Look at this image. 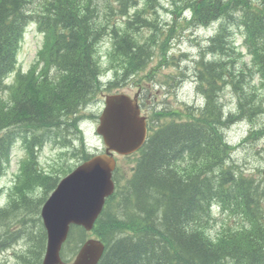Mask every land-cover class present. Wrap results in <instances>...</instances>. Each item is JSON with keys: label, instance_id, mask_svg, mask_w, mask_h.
<instances>
[{"label": "trees", "instance_id": "obj_1", "mask_svg": "<svg viewBox=\"0 0 264 264\" xmlns=\"http://www.w3.org/2000/svg\"><path fill=\"white\" fill-rule=\"evenodd\" d=\"M144 4L138 9V0H0V86L3 87L1 83L7 74L19 69L18 54L27 26L36 23L44 37L39 60L31 77L20 81L18 97L14 96L12 103L0 101V172L9 162L10 145L16 134L8 129L16 123L26 140L27 130L33 128L39 131L35 140L41 145L48 141L62 150L59 169L53 167L57 170L28 178L26 174L25 180L15 186L13 191L18 198L11 194L8 202L15 210L0 209V227L7 228L4 222L11 220L10 216L18 218L21 211H29L23 203L30 207L27 194L39 184L46 193L56 187L59 172L65 174L72 169L66 166L69 155L89 158L84 145L79 150L74 148L80 121L86 117L84 107L104 89L111 91L121 79L143 72L153 60H158L159 66L170 63L167 60L180 23H167L162 9L177 17L189 9L191 21L184 20L182 26L210 30L217 24L206 49L213 58L205 59L203 53L197 65L199 89L206 96L205 107L188 123H165L152 132L134 173L126 184H119L116 209L112 208L113 197L95 230L104 241L111 242L101 264H264V179L257 181L235 164L228 165L230 151L236 147L229 144L225 133L234 123L246 120L253 126L247 142L264 136V126H255L264 114V0H173L169 8L158 0H145ZM237 34L250 55L248 62L234 41ZM103 45L109 48L104 56ZM40 64L43 69L37 76L36 67ZM110 70L118 82L105 84L99 75ZM227 89L237 99L234 113L222 109L220 98ZM78 137L83 142L82 136ZM34 142L26 141L30 147ZM186 150L193 160L178 167L174 161L183 158ZM176 167L180 176L173 169ZM183 177L199 180L200 188ZM205 177L209 178L206 182ZM117 180L123 183L119 177ZM156 192L165 200V214L162 223L149 225L144 231L139 222L144 221L145 213H150L152 203H158L154 200ZM213 202L239 214L249 224L254 246L244 248L245 244L238 242L232 246L205 244L200 229L204 231L206 223L201 222L210 217ZM138 208L142 213H138ZM196 214L198 218L193 219ZM21 223L25 224V220ZM138 229L144 232L138 234ZM85 235L80 228L73 231L69 240L72 252ZM4 238L11 240L8 235ZM35 241L40 243L39 247H34V243L28 245L27 251L17 253V260L29 262L30 257L35 258L33 264L41 261L45 234Z\"/></svg>", "mask_w": 264, "mask_h": 264}, {"label": "water", "instance_id": "obj_2", "mask_svg": "<svg viewBox=\"0 0 264 264\" xmlns=\"http://www.w3.org/2000/svg\"><path fill=\"white\" fill-rule=\"evenodd\" d=\"M101 117L99 133L110 150L128 154L138 149L146 136L144 119L139 116L136 100L126 95L108 97ZM116 162L103 155L85 163L65 178L43 210L48 230L49 247L44 264H63L59 257L61 245L71 224L90 229L100 214L105 198L112 194V172ZM102 246L89 242L75 264H96Z\"/></svg>", "mask_w": 264, "mask_h": 264}, {"label": "rangeland", "instance_id": "obj_3", "mask_svg": "<svg viewBox=\"0 0 264 264\" xmlns=\"http://www.w3.org/2000/svg\"><path fill=\"white\" fill-rule=\"evenodd\" d=\"M162 5L166 8L171 7V4L173 0H159ZM167 12L162 11V14L166 15ZM165 21L169 24L173 23V20H178L179 22L184 21L181 18H175L174 15L165 16ZM180 28L177 29L176 35L179 39L178 41H181V47L180 50H182L184 53H187L188 56H193V59L199 60L201 57V54L203 53L202 50L206 49L207 46L205 45L206 39L209 36H213L216 33V30H205L204 28H200L197 33L191 31H179ZM179 31V33H178ZM239 37H237L238 39ZM194 40H197V42H193ZM44 41L43 35L36 32L34 29L27 30L22 47L19 52V64L23 71H27L30 66L35 63L38 59V52L42 48ZM107 46H102V55L104 56L106 52L108 51ZM152 65L155 67L157 65V61L155 60ZM186 67L189 68V72L192 71V68H194V63L192 61L186 60V62L183 63V71L186 70ZM180 70L172 69V67L165 69L163 71V74H176V76L179 74ZM161 89H155V97L152 98L153 103L156 105H160L162 109H165L166 107H171L175 109L184 108L186 105V101L195 100L197 98V92H196V85L195 82L191 79L187 80L184 85L181 87V89L178 91L179 94H181V99L176 95L175 91L173 93H169V89H167L164 93L160 92ZM173 89L170 90L172 92ZM224 100L227 103H231L233 101L232 94L227 91L224 94ZM92 104V100H90L86 107L88 108ZM90 111H98V108L90 107ZM260 122H264V115L259 118ZM246 131L245 128H242L241 126H234L232 127L228 133V140L230 143H237L239 144L241 141V138L245 135ZM86 141L90 145H98L101 144L100 138L94 133L93 126L88 128L86 130ZM15 146V145H14ZM23 148H26L24 143L22 144ZM57 149V150H56ZM56 149H54L51 145H48L44 148L42 152V159L41 162L43 164V167L49 168L53 163L59 160V151L60 147L56 146ZM258 151V152H256ZM14 157L12 158V166L9 169L7 175L5 178L0 179V185H7L11 186V182L13 181V176L17 173L19 170V165L21 158L23 157V151L20 146L16 147V149L13 151ZM234 162L238 166L240 164H244L247 169L255 170L253 174L258 176L257 169H263L264 168V142L257 143L256 145L249 144H243L239 147L238 153L234 156L233 155ZM123 162V161H122ZM240 162V164H239ZM75 163V162H71ZM132 165V162L130 161H124L122 163V167L124 171L129 175L130 173V167ZM5 175V172L2 176ZM216 209V208H215ZM37 207L34 208L33 211H36ZM34 212L29 213V211H26V216H33ZM11 221L8 222L7 227L10 225ZM206 222H201V224H205ZM195 237V236H194ZM143 245V244H142Z\"/></svg>", "mask_w": 264, "mask_h": 264}, {"label": "bare ground", "instance_id": "obj_4", "mask_svg": "<svg viewBox=\"0 0 264 264\" xmlns=\"http://www.w3.org/2000/svg\"><path fill=\"white\" fill-rule=\"evenodd\" d=\"M154 1V0H153ZM149 5V4H148ZM152 5V4H151ZM252 5V4H251ZM153 6V5H152ZM262 7V6H261ZM153 8V7H152ZM151 8V9H152ZM242 8V7H241ZM154 9V8H153ZM149 10V9H148ZM157 10V9H156ZM163 10V9H162ZM245 10V9H244ZM239 12V11H238ZM242 15V14H241ZM191 21V20H190ZM189 23V22H188ZM230 23V22H229ZM228 25V24H227ZM192 26V25H191ZM190 26V27H191ZM230 26V25H229ZM229 26H227V27H229ZM153 27V26H152ZM233 27V26H232ZM235 28V27H234ZM234 28H232V29H234ZM153 29V28H152ZM157 30V29H156ZM232 31V30H231ZM160 32V31H159ZM245 33V32H244ZM160 34H161V32H160ZM159 34V35H160ZM239 34H241V33H239ZM217 36V35H216ZM226 37V36H225ZM224 37V38H225ZM228 37H230L229 35H228ZM234 38V37H233ZM211 40H213V39H211ZM205 42V41H204ZM211 44V43H210ZM226 44V43H225ZM149 47H151V46H149ZM152 48V47H151ZM149 49V48H148ZM153 49V48H152ZM149 50H151V49H149ZM148 56V55H147ZM152 56V55H151ZM150 56V57H151ZM231 56V55H230ZM146 57V56H145ZM238 58V57H237ZM145 59V58H144ZM147 59V58H146ZM146 61V60H145ZM149 61V60H148ZM240 61V60H239ZM237 62V61H236ZM143 63V62H142ZM148 63V62H147ZM204 63V62H203ZM147 64H145L144 66H146ZM144 68V67H143ZM129 70V69H128ZM132 70V69H131ZM138 71V70H137ZM132 72V71H131ZM134 72V71H133ZM235 72H236V70H235ZM135 73V72H134ZM134 73H130L131 75H133ZM126 74H127V72H126ZM129 75V74H128ZM135 75V74H134ZM238 76V75H237ZM246 76V75H245ZM128 77V76H127ZM235 77V76H234ZM233 77V78H234ZM240 78V77H239ZM104 79V76H102L101 74L99 75V80H103ZM243 79V78H242ZM253 81V80H252ZM241 82H243V81H241ZM227 83V82H226ZM244 83V82H243ZM251 83V82H250ZM229 84V83H228ZM224 86H225V84H223ZM222 85V86H223ZM239 85V84H238ZM246 85V84H245ZM245 85H243V86H245ZM254 87V86H253ZM226 88V87H225ZM240 88V87H239ZM252 89H256V88H252ZM251 89V90H252ZM258 90H260V89H258ZM242 91V90H241ZM252 91H254V90H252ZM256 91V90H255ZM243 92H244V90H243ZM249 92V91H248ZM245 93V92H244ZM261 93H259V95H260ZM245 95H246V93H245ZM249 95V94H248ZM241 97V96H240ZM256 98V97H255ZM255 98H253L254 100H255ZM263 98V97H262ZM262 101V100H261ZM223 109H224V107H223ZM225 112V111H224ZM225 114V113H224ZM224 117H226V116H224ZM230 120V119H229ZM230 122V121H229ZM224 123H226V122H224ZM231 123V122H230ZM234 122H233V120H232V124H233ZM167 124V123H166ZM235 124V123H234ZM231 125V124H230ZM229 125V126H230ZM169 125H167V127H168ZM163 127H164V125H163ZM31 128V127H30ZM8 130H10L11 132H13V131H15L16 132V134H15V138H14V141L11 143V146L12 147H14V145L16 144V143H18L19 141H20V139H22V141H25V136L23 135L22 136V131H21V129H20V126H19V124L18 123H16V125L11 129H8ZM28 131V138H31L33 141H37V140H35V136H36V133L38 132L37 130H35V129H33V128H31V129H29V130H27ZM70 132V131H69ZM68 132V133H69ZM67 133V132H66ZM3 134V132L2 133H0V135H2ZM59 134H61V133H59ZM65 134V133H64ZM70 134V133H69ZM262 134V133H261ZM70 135H74V134H70ZM69 135V136H70ZM257 135V134H256ZM263 135V134H262ZM258 136V135H257ZM261 135H259V137H260ZM66 137H67V135H66ZM74 137V136H73ZM258 137V138H259ZM264 137V136H263ZM262 137V138H263ZM60 138V137H59ZM227 138H228V136H227ZM253 138V137H252ZM251 138V139H252ZM261 138V137H260ZM257 139V138H256ZM66 140V139H65ZM76 140V139H75ZM247 140V139H246ZM246 140H244V141H246ZM249 140V139H248ZM62 141V140H61ZM255 141V140H254ZM247 142V141H246ZM248 142H250V141H248ZM62 143V142H61ZM65 143V142H64ZM69 143V142H68ZM246 144H249V143H246ZM24 145H25V147H26V144L24 143ZM63 145V144H62ZM66 145V144H65ZM69 146V145H68ZM71 146V145H70ZM70 148H72V146L70 147ZM231 151H232V149H231ZM231 151H230V154H232L231 153ZM233 152V151H232ZM229 153V152H228ZM229 155V154H228ZM230 159V158H229ZM175 162V161H174ZM182 162H184V157L183 158H181L180 160H179V162L177 163V165H178V167L182 164ZM225 162H226V160H225ZM230 166L232 167V166H234V163L232 162V159L230 160ZM175 165V164H174ZM236 167V166H235ZM223 168V167H222ZM174 169V171L176 172V174L178 175V176H180V174H178V168L176 167V168H173ZM228 169V168H227ZM231 169V168H230ZM233 169V168H232ZM236 170V169H235ZM239 171V170H238ZM237 171V172H238ZM3 173H4V170L2 169L1 170V172H0V177L3 175ZM164 173V172H163ZM221 173V172H220ZM233 174V173H232ZM203 175V174H202ZM209 175V174H208ZM240 175H242V174H240ZM229 177V176H228ZM238 177V176H237ZM183 178H185V179H187V180H189L190 182H193L194 184H195V186H197V187H199L200 188V185H198V182H199V180L197 181V180H194L193 178H191V177H183ZM218 178V177H217ZM222 178V177H221ZM255 178V177H254ZM209 178L208 177H205L204 178V180H205V182L208 180ZM227 179V178H226ZM177 180V179H176ZM180 180V179H179ZM183 180V179H182ZM177 182V181H176ZM180 182V181H179ZM200 182H202V181H200ZM181 183V182H180ZM204 183V182H203ZM185 185V184H184ZM193 185V184H192ZM181 186H183L182 184H181ZM189 186V185H188ZM185 188V187H184ZM192 190V189H191ZM166 191V190H165ZM168 191V190H167ZM153 192V191H152ZM245 192H246V190H245ZM162 193V192H161ZM155 194V198H154V200L155 201H157L158 203L156 204V203H152V205H151V207H150V209L148 210V213H149V211H150V213L149 214H147L146 215V213L144 214V216H145V219H144V221H142V222H139L140 223V225L143 227V230L145 229L146 230V228L149 226V225H158V223L159 222H161L162 223V217H163V215L165 214V212H164V209H166V207H165V200H164V198L162 197V195H160L158 192H156V193H154ZM170 195V194H169ZM149 197V196H148ZM165 197V196H164ZM189 197V196H188ZM167 199V198H166ZM186 199V198H185ZM170 200V199H169ZM42 201H44V200H42ZM167 201V200H166ZM23 205H25L24 207H27L29 210H34V208H35V206H33V204H31L30 205V207H28V203H23ZM162 205V206H161ZM2 208H3V210H15V209H13V208H15L14 207V205L13 204H8V203H6V204H4V205H2ZM145 208V207H144ZM211 208L212 209H215V208H221L220 206H218V205H215V202H213V204L211 205ZM239 208V207H238ZM113 209H116V207L115 208H113ZM112 209V210H113ZM167 209H168V207H167ZM240 209V208H239ZM19 210V209H18ZM22 212V211H21ZM36 212V211H35ZM196 212V211H195ZM123 213V212H122ZM132 213V212H131ZM138 213H142L141 211H140V208H138ZM144 213V212H143ZM172 213V212H171ZM170 213V214H171ZM192 213V212H191ZM129 216V215H128ZM124 217V216H123ZM169 217V216H168ZM198 218V214H196L195 215V217L193 218V219H197ZM125 219V218H124ZM9 221H11V220H7V222H4V225L7 227V225H8V222ZM203 222H206V221H203ZM2 223H3V221L1 222L0 221V225H2ZM139 225V226H140ZM145 226V227H144ZM135 228V227H134ZM123 229V228H122ZM127 229V228H126ZM157 229V228H156ZM115 230V229H114ZM125 230V229H124ZM131 230V232H133L132 231V229H130ZM139 230V229H138ZM143 230H141V231H143ZM144 230V231H145ZM158 230V229H157ZM162 230V229H161ZM1 231H3L2 230V228L0 227V232ZM119 231V230H118ZM118 231H116V233L118 232ZM140 231V230H139ZM138 231V232H139ZM140 231V232H141ZM143 231V232H144ZM122 232V231H121ZM124 232H126V231H124ZM138 233V234H142V232L141 233ZM115 233V234H116ZM118 234H120L119 232H118ZM5 235H7V234H5ZM5 235H2L1 236V240H3V241H10V240H7V238H4V236ZM122 235H125L124 233L122 234ZM122 235H120V236H122ZM134 235H135V231H134ZM134 235H132V236H134ZM116 236V235H115ZM118 236V235H117ZM116 236V237H117ZM172 236V235H171ZM115 237V238H116ZM110 238V237H109ZM113 238V237H112ZM133 238V237H132ZM106 240V239H105ZM132 241V240H131ZM110 242V241H109ZM108 242V243H109ZM113 242V241H112ZM179 242V241H178ZM111 243V242H110ZM110 245V244H109ZM181 245V244H180ZM112 247V246H111Z\"/></svg>", "mask_w": 264, "mask_h": 264}, {"label": "flooded vegetation", "instance_id": "obj_5", "mask_svg": "<svg viewBox=\"0 0 264 264\" xmlns=\"http://www.w3.org/2000/svg\"><path fill=\"white\" fill-rule=\"evenodd\" d=\"M143 96H145V95H143ZM147 117L149 118L150 116H149V115H147Z\"/></svg>", "mask_w": 264, "mask_h": 264}]
</instances>
